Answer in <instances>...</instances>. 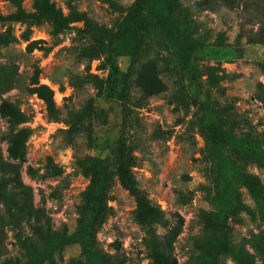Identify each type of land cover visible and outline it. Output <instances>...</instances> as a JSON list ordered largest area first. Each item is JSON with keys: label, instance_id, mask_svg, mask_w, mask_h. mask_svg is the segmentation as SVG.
I'll use <instances>...</instances> for the list:
<instances>
[{"label": "rangeland", "instance_id": "obj_1", "mask_svg": "<svg viewBox=\"0 0 264 264\" xmlns=\"http://www.w3.org/2000/svg\"><path fill=\"white\" fill-rule=\"evenodd\" d=\"M48 2L65 28L38 0H0L2 17L40 15L0 20V264H264V0ZM123 96L139 106L122 133ZM138 196L158 211L148 226Z\"/></svg>", "mask_w": 264, "mask_h": 264}, {"label": "trees", "instance_id": "obj_2", "mask_svg": "<svg viewBox=\"0 0 264 264\" xmlns=\"http://www.w3.org/2000/svg\"><path fill=\"white\" fill-rule=\"evenodd\" d=\"M12 2H18V0H9ZM39 8H41L43 13V18L50 21L55 25L56 28H65L66 21L65 18L62 16L59 10L53 8V6L48 2V0H38ZM40 15L35 13H19L16 15H10L6 17L0 16V20L8 19V20H16V21H27L29 20L31 23L38 24L39 23ZM87 24H85L86 26ZM88 27L93 31L95 37L99 40H103L107 43H120V39L117 37L115 32H112L108 29H104L101 27L89 26ZM125 48H127V53L129 56H132L135 52V46L126 44ZM181 87L183 86L181 81H179ZM183 88V87H182ZM96 90H100V87L96 88ZM177 100V99H175ZM180 103L183 101H179ZM48 108L52 107V103L48 102ZM139 103L133 102L127 97H122L120 100V131L123 133L132 126V116L131 112L133 109L137 108ZM13 139L14 145L20 146V142L18 139L21 137L20 133H16ZM115 154L116 159L118 161L114 173L117 177V180L120 186L125 189L130 194H134V180L129 174V168L131 167V156L128 147L125 145L123 139H116L115 141ZM19 147L15 148L14 150H18ZM88 161L91 163L96 164L97 166H102L104 161L102 159H94L88 158ZM246 182L248 187L252 190H257L259 187L258 181L253 177H247ZM105 186H104V178L96 175H91L90 184H89V192L92 196V204L90 206V213L92 214L93 219L97 221H101L104 219L106 215V206H105ZM135 219L137 224L142 226H148L151 223L155 222L158 218V211L153 208L149 202L141 197L138 196L136 198V205H135ZM34 256L35 251L31 253ZM245 264H248V261L243 258Z\"/></svg>", "mask_w": 264, "mask_h": 264}]
</instances>
